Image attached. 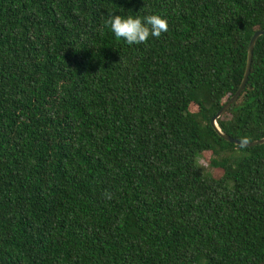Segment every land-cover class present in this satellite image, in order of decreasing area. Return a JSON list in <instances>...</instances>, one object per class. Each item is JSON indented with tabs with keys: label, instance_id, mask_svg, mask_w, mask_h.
Returning a JSON list of instances; mask_svg holds the SVG:
<instances>
[{
	"label": "trees",
	"instance_id": "1",
	"mask_svg": "<svg viewBox=\"0 0 264 264\" xmlns=\"http://www.w3.org/2000/svg\"><path fill=\"white\" fill-rule=\"evenodd\" d=\"M256 30L264 0H0V264L264 261V143L210 123ZM216 123L264 137V35Z\"/></svg>",
	"mask_w": 264,
	"mask_h": 264
},
{
	"label": "clouds",
	"instance_id": "2",
	"mask_svg": "<svg viewBox=\"0 0 264 264\" xmlns=\"http://www.w3.org/2000/svg\"><path fill=\"white\" fill-rule=\"evenodd\" d=\"M109 13L105 23L117 38H123L129 45L147 43L150 37L159 38L169 30L167 18L159 14L140 17Z\"/></svg>",
	"mask_w": 264,
	"mask_h": 264
},
{
	"label": "water",
	"instance_id": "3",
	"mask_svg": "<svg viewBox=\"0 0 264 264\" xmlns=\"http://www.w3.org/2000/svg\"><path fill=\"white\" fill-rule=\"evenodd\" d=\"M264 35V30H256L248 43V47H247V59H246V64H245V70L243 73V77L241 79V82L239 84L238 89L235 91V93L223 104V106L216 112V114H214L210 120L211 125L218 131V133L220 134L221 137H223L225 140H227L228 142L234 143L236 145H241V146H254V145H258V144H262L264 143V137L259 138L257 140H253V141H249V142H242L239 141L237 139H234L232 137H230L229 135L222 133L220 131V128L218 127L217 123H216V119L221 116L229 107L232 103H234L236 101V99L238 98V96L241 94V92L243 91V89L245 88V85L247 83L248 80V76L250 73V67H251V61H252V54H253V47L255 45L256 40L258 39L259 36ZM258 264H264V261L258 263Z\"/></svg>",
	"mask_w": 264,
	"mask_h": 264
},
{
	"label": "rangeland",
	"instance_id": "4",
	"mask_svg": "<svg viewBox=\"0 0 264 264\" xmlns=\"http://www.w3.org/2000/svg\"><path fill=\"white\" fill-rule=\"evenodd\" d=\"M197 106L195 104H192L190 106V111L192 112H196L197 111ZM213 157V152L211 151H204L200 154L199 156V161L204 165V166H208L209 165V162L211 160V158ZM213 172V175L215 177H220L222 175V171L220 169H213L212 170Z\"/></svg>",
	"mask_w": 264,
	"mask_h": 264
}]
</instances>
